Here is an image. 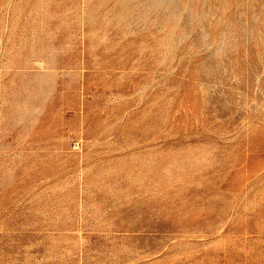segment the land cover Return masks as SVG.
<instances>
[{
    "label": "rangeland",
    "instance_id": "rangeland-1",
    "mask_svg": "<svg viewBox=\"0 0 264 264\" xmlns=\"http://www.w3.org/2000/svg\"><path fill=\"white\" fill-rule=\"evenodd\" d=\"M0 264H264V0H0Z\"/></svg>",
    "mask_w": 264,
    "mask_h": 264
}]
</instances>
